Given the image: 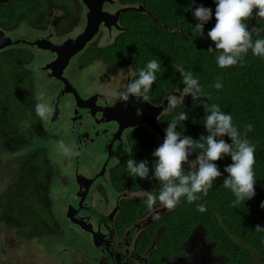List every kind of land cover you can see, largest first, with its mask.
<instances>
[{
	"label": "trees",
	"instance_id": "obj_1",
	"mask_svg": "<svg viewBox=\"0 0 264 264\" xmlns=\"http://www.w3.org/2000/svg\"><path fill=\"white\" fill-rule=\"evenodd\" d=\"M127 1L142 3L149 12H122L120 23L126 29L107 45L91 47L90 53L116 64L134 60L137 74L150 60L161 61V71L156 73L157 79L148 93L152 103H159L184 87L183 77L172 67L173 64L183 65L199 80L200 101L193 102L190 95L186 96L181 107L168 109L161 116V126L166 129L168 123L184 111L188 119L178 123L177 131L194 141L206 136V114L201 101H207L230 114L242 136L245 126L251 124L253 128L246 138L255 145L256 195L234 207L235 195L223 186L227 176L224 168L231 164V157L216 161L222 176L213 182L207 196L191 204L186 197H181L173 211H166L156 219L160 227H155L154 235L159 248L152 251V263L170 264L175 255L186 258L189 255L187 240L198 238L209 245V264H264V231L255 230L256 225L264 228V208L260 206L264 201V57L255 56L249 50L242 64L218 67L220 52L207 36L216 23L214 0ZM50 2L62 5L73 15V0H9L0 2V28L7 30L23 17L33 25L45 24L41 13ZM198 6L212 10V18L204 25L202 35L194 31L197 20L193 12ZM251 20L244 23L249 25ZM63 25H67L66 20ZM254 28L259 29V33L252 31V41L264 39V18L255 17ZM209 47L213 50L208 51ZM30 59V51L24 46L10 45L0 51V154L17 166L13 187L7 194L0 193V230L15 241L33 239L41 245L57 236L63 224L52 207L51 158L45 147L35 144L39 138L47 137L45 123L48 121L35 113L39 89L26 65ZM217 78L223 85L220 90L213 87ZM25 121L31 127L25 128ZM222 139L231 143L227 136ZM162 142L149 127L130 138L135 151L131 152V158L137 162L148 161L150 177L155 166L152 153ZM201 152L195 149L189 160L196 159ZM129 158V154L125 155L114 167L110 176L114 186L128 184L132 189L143 187L158 194L159 181L129 175L126 166ZM184 168L190 170L188 165ZM133 203L136 209L148 208L144 198L135 199ZM197 204H203L206 211H198Z\"/></svg>",
	"mask_w": 264,
	"mask_h": 264
},
{
	"label": "flooded vegetation",
	"instance_id": "obj_2",
	"mask_svg": "<svg viewBox=\"0 0 264 264\" xmlns=\"http://www.w3.org/2000/svg\"><path fill=\"white\" fill-rule=\"evenodd\" d=\"M8 1L0 0L1 3ZM126 6H141V11H147L142 3L104 0L100 12L105 16L98 24L96 32L63 66L53 65L57 57L55 52L39 48L33 42L47 39L59 47L72 43L88 23L89 6L83 0H73V15H69L62 5L50 2L41 13L45 24L33 25L23 17L7 30L0 28V43H3V36L13 41L1 47L0 51L10 45L29 49L31 59L26 63L27 67L38 85L43 87L47 84L41 92L50 102L54 113L47 120L48 123H45L47 137L44 140H54L55 146L63 141L70 147L74 146V151L80 153L79 156L71 158L63 156L59 159L55 155L51 157L55 161L52 163V175L56 172L59 179V197L62 199V193L66 191V194L76 199L74 203L68 197L63 198L59 214L61 220L65 221V226L63 225L57 236L70 235L73 241L65 244L64 240H54L55 245L50 241V248L42 242L41 245L36 243L41 257L47 260L42 264H153L152 251L159 248L154 235L155 227H160L156 219L167 210L159 207V204L152 209H136V203L133 202L139 197L133 198L130 193L145 188L132 189L128 184L114 186L110 176L118 164L116 159L121 160L130 151L133 152L130 138L148 127L145 123L133 122L141 116L149 118V107L159 105L165 97L159 103L149 100L145 102L133 97L126 103L119 101L113 94L121 87L118 71H127L131 66L135 72L134 60L116 64L90 53L91 47L107 45L126 29L120 23L122 12L114 18L116 11ZM54 13L60 14L57 15L55 26L50 28L47 26V16ZM91 19L96 18L91 16ZM64 20L67 25H63ZM78 24L77 30L73 31ZM34 48L49 52V57L41 64L34 65L31 63ZM61 68L62 77L67 78L71 85L67 86L68 90H64L61 79L52 75L54 70L60 71ZM83 73H89L94 80L85 90L77 85V78ZM71 75L77 78L71 79ZM74 89L77 99L72 91ZM167 110L166 106L157 115L159 123ZM55 152H59L57 146ZM68 205H71L70 209ZM120 212L122 214L119 217ZM76 220L83 222L89 231L82 229ZM94 232H97L96 238L100 242L97 246L93 243ZM75 240L79 241L76 246L72 245ZM193 241L195 240L190 241L189 255L186 258L175 255L170 259V264H209L211 256L206 251L209 247L205 246L203 240L202 246L200 242Z\"/></svg>",
	"mask_w": 264,
	"mask_h": 264
},
{
	"label": "clouds",
	"instance_id": "obj_3",
	"mask_svg": "<svg viewBox=\"0 0 264 264\" xmlns=\"http://www.w3.org/2000/svg\"><path fill=\"white\" fill-rule=\"evenodd\" d=\"M215 25L208 31L207 36L215 45V50L220 54L217 56V65L220 68H228L243 62L248 51L259 57H264V39L252 41V31L259 29L251 28L244 21L255 17L264 18V0H214ZM60 14V13H57ZM193 15L197 20L194 31L203 34L204 25L212 18V10L204 6L195 8ZM213 48L209 47L208 51ZM173 69L183 77L182 89H176L172 94L165 97L168 109L182 106L184 98L191 96L193 102L200 101L202 89L198 78H195L192 71H186L181 64H173ZM161 71V61L150 60L146 66L139 70L138 74L132 71L131 66L125 71L120 69L118 75L121 80V87L114 91V96L119 101L127 102L130 97L147 102L148 93L151 91L157 76ZM220 90L223 85L219 78L213 85ZM37 103L35 113L42 120L52 117L54 110L50 102L44 100V93L38 91L36 94ZM204 113V127L206 136H200L198 140H193L189 136H182L181 131H177L179 122L188 119L186 112H181L176 118L168 123L165 129L163 142L152 153L155 158V166L152 168V176H149L148 161L137 162L131 158L126 161L128 173L131 177H139L141 180L152 179L160 182V190L155 191L141 189L139 192L130 193L133 198H144L149 209L159 204V207L167 211H173L180 203L181 197H186L188 203L199 201L202 196H207L213 187V182L222 176L216 161L222 160L225 156L231 157V164L224 168L227 176L223 179V186L232 191L236 199L233 206L251 200L255 195V145L247 138V132L253 128L251 124L245 126V133L242 136L233 124L230 114L221 110L217 104H209L201 101ZM24 127H31L28 121L24 122ZM227 136L231 143L225 142L222 137ZM57 149L65 158L79 156L78 151H74V146L70 147L63 141L57 143ZM202 152L196 156L195 160H189L195 149ZM119 158L116 163H119ZM184 165H188L190 170L185 171ZM202 194V195H198ZM264 208V201L260 205ZM200 212L206 211L203 204L196 205ZM256 231H264L260 225H256ZM8 261H13L10 258Z\"/></svg>",
	"mask_w": 264,
	"mask_h": 264
},
{
	"label": "rangeland",
	"instance_id": "obj_4",
	"mask_svg": "<svg viewBox=\"0 0 264 264\" xmlns=\"http://www.w3.org/2000/svg\"><path fill=\"white\" fill-rule=\"evenodd\" d=\"M57 15H58L57 13H54V14H50L47 16V26L48 27L51 28L55 26ZM78 27H79V24L75 26L73 31L77 30ZM55 40L57 41L56 37H55ZM32 52H33V58L31 60V63H33L34 65L41 64L50 55L49 52L41 51V50H38L37 48H34ZM70 77L71 79L77 78L72 75ZM92 82H94V80L89 76V73H83L81 77L77 78V85L81 88V90L88 89V87L92 84ZM46 85L43 87L38 85L39 91L41 92L46 87ZM44 100L48 101V99H45V97H44ZM53 143H54V140L52 139L44 140L43 138H39L38 140L35 141V144H38L39 146H44L47 149L48 155L50 156L49 158L55 155L57 158L60 157L59 159H62L63 155L60 153L59 150H58L59 152H55L56 146L53 145ZM2 156L3 155L0 154V162H1V165H0V193L5 192V194H7L15 183V174L17 172L16 171L17 166L14 164L13 160H9L8 158L4 156L2 157ZM50 161L51 163L55 162L53 160H50ZM55 165L57 164L55 163ZM58 187H59V179L55 172L52 175V183L50 187L52 207L58 219L61 220L59 211L62 207L61 202L63 198L68 197L69 200L73 201L74 203L76 202V199H74L71 195L66 194V191H63L62 199H61L58 195L59 190H60V188L58 189ZM61 222L65 226V223H64L65 221L61 220ZM66 232L67 230L66 228H64V233ZM50 240L52 241V245L56 244L54 240H64L65 244H70L73 241L70 235L64 236V234L61 237H58V236L52 237ZM42 243L47 248H50V243H47V242H42ZM78 244H79V241L75 240L74 244L72 245L76 246ZM10 258H12L13 261H8ZM46 262L47 260L44 257H41L40 248L39 246H37L36 242L33 239L27 240V241H22V240L15 241L13 237L10 238L8 236H5L4 232L0 230V264H42Z\"/></svg>",
	"mask_w": 264,
	"mask_h": 264
},
{
	"label": "water",
	"instance_id": "obj_5",
	"mask_svg": "<svg viewBox=\"0 0 264 264\" xmlns=\"http://www.w3.org/2000/svg\"><path fill=\"white\" fill-rule=\"evenodd\" d=\"M88 6H89V12H88V23L87 26L85 28V30L79 34L72 43L69 44H65L61 47H59L58 45L49 42L47 39H37L34 40L33 45H36L39 48H43V49H49L52 52H55L57 57L56 60L54 62V66L57 67L58 65H64L66 64V62L68 61V59L74 55L76 52H78V50H81L84 46V44L88 41V39L90 37H92L94 35V33L97 30V26L98 24L104 19L103 14H101L100 12V8H101V4L104 0H83ZM126 10H136V11H141V6H126V7H121L119 8L116 13H115V17L117 18L120 12L126 11ZM255 11L253 12V18L249 23V29L254 27V18H255ZM92 17H95V20L91 19ZM13 41L11 38L7 37V36H3V43H0V48L5 46V45H9L11 44ZM18 42V41H15ZM60 72V73H59ZM62 68L60 69V71H53L52 75L58 79H61L64 82V90H68L67 86L71 87V85L69 84V81L67 78L62 77ZM73 94L75 96V98L77 99V94L75 89L72 90ZM174 93V92H172ZM63 94V93H60ZM167 106V101L164 100L157 106H153L152 109L151 107H149V118H144V116H141L139 118H137L133 124L139 122V123H145L148 125V127L155 133L158 135V137L163 141L164 137H165V129L160 125L159 121L157 120V115L162 112ZM71 205H68V209H70ZM72 216H70L71 218ZM78 222V224L80 225V227L84 230H88L89 228L87 226L84 225L83 222H81L80 220H76ZM97 232L93 233V243L94 245H99L100 242L97 240L96 238V234ZM197 239V240H196ZM193 241V243L200 242L201 246H202V240L198 239V238H192V239H188L187 243H189L190 246V241ZM206 247H209V245L206 243L205 244ZM189 249V247H188ZM207 252H210L209 250H206ZM209 254V253H208Z\"/></svg>",
	"mask_w": 264,
	"mask_h": 264
}]
</instances>
